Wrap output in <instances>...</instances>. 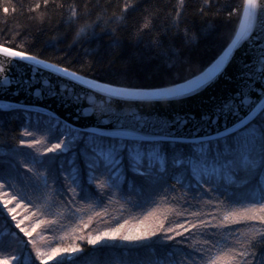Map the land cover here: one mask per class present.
Instances as JSON below:
<instances>
[{
    "label": "snow or ice",
    "instance_id": "6c2138e0",
    "mask_svg": "<svg viewBox=\"0 0 264 264\" xmlns=\"http://www.w3.org/2000/svg\"><path fill=\"white\" fill-rule=\"evenodd\" d=\"M203 3L212 7V0ZM50 4L53 9L64 7L57 0H42L28 11L48 9ZM68 8L70 18L78 16L75 4ZM174 8L171 22L179 28L185 0H176ZM16 10L7 3L0 8L5 15ZM130 11H136L135 3L124 0L117 19L126 20ZM242 11L243 22L235 39L226 42L199 73L181 77L183 58L177 56L168 62L172 77L163 85H124L90 78L31 50H13L0 43V96L15 84L14 95L34 90L37 97H64L68 92L79 102L107 93L106 102L115 100L118 105L106 109L99 121L114 125L113 130H106L77 127L36 105L0 100V115H22L25 120L9 158L0 159V214L15 221L14 228L0 232V253L7 252L2 264H36L37 260L47 264L58 256L61 259L56 264H62L68 255L74 257L75 264L85 253L81 244L49 245L47 250L41 247L45 232L55 238L57 229L64 227L50 210L62 206L68 213L63 219L72 221L81 212V202H95L106 211L104 201H123L122 208L125 204L156 206L131 228L125 220L96 234L75 237L91 246L126 242L132 257L128 264H264V0H243ZM150 15L143 18L142 29L151 30ZM88 27L82 26L77 35ZM184 36L187 45H196L200 39L188 29ZM245 46L250 49L249 59L242 60L237 53ZM20 62L31 67L32 75L27 79L9 75L11 67ZM230 69L237 70L235 91L211 111L201 113L192 130L186 126L195 117L168 120L119 107L128 103H182L230 78ZM45 71L87 88V92L72 93L67 84L58 88L47 76L41 87L37 76ZM213 126L214 131H209ZM45 142L39 151L37 146ZM165 202L168 212L174 213L172 218L158 216L159 205ZM17 207L28 214L18 219ZM105 211L95 215L102 216ZM80 224L83 228L74 232L82 233L88 227L82 219ZM154 237L175 243L165 245L155 258L143 255V248L154 251Z\"/></svg>",
    "mask_w": 264,
    "mask_h": 264
},
{
    "label": "trees",
    "instance_id": "16d2710c",
    "mask_svg": "<svg viewBox=\"0 0 264 264\" xmlns=\"http://www.w3.org/2000/svg\"><path fill=\"white\" fill-rule=\"evenodd\" d=\"M36 2L42 3V0H0V8L7 3L15 5L17 9L15 13L7 15L0 11V43L13 50H31L32 54L70 67L87 77L120 81L124 85L165 84L172 77L168 62L177 56L183 58V63L179 65L181 77L199 73L201 67L226 42L230 43L234 39L243 15V0H212L211 8L206 7L203 0H185L183 23L176 28L171 22L176 0H128L129 3H135L136 11H130L123 21L117 17L122 15L124 0H57L58 4L64 5L63 8L53 9L50 4L48 9L29 12V7ZM70 4L76 5L78 16L75 18L69 16ZM201 8L204 9L203 12ZM237 8L241 10L235 11ZM229 11L232 12L231 16L228 15ZM149 13L151 30L142 29L143 18ZM85 24L90 27L77 35ZM185 29L200 36L198 44L185 43ZM23 123L25 120L22 115H12L11 118L0 115V124L3 125L0 127V159L9 158L10 148L17 143ZM45 146L46 142L38 145L37 149L42 151ZM122 203L123 201H113L108 204L104 201L105 211L95 202H81V212L72 221L63 219L68 213L62 206L51 209L52 215L64 227L57 229L55 238L51 233L45 232L41 247L47 250L49 245L68 247L79 243L85 248V253L75 264H128L132 257L125 247L126 242L107 241L91 246L75 238L80 234H96L118 226L125 220L129 222L127 227L131 228L156 207L151 204L144 207L125 204L122 208ZM168 208V203H161L158 216L167 214L172 218L174 213L168 212ZM44 211L48 212L49 209L45 206ZM96 211H105V214L96 216ZM27 214L28 210L16 208L18 219ZM81 219L88 223V227L82 233L79 230L74 232V229L83 228ZM28 223L25 220V224ZM14 227L15 221H11L10 216L6 218V215L0 214V232L6 233ZM24 239L27 240V237ZM153 240L156 241L152 245L154 251L143 248V255L155 258L162 253L165 245L175 243L160 242L155 237ZM32 254L35 255L34 252ZM6 257L7 252L0 253V264ZM60 259L59 256L54 257L47 264H56ZM9 264L12 262L9 261ZM36 264H40V261L37 260ZM62 264H74V257L66 256Z\"/></svg>",
    "mask_w": 264,
    "mask_h": 264
},
{
    "label": "water",
    "instance_id": "95a60500",
    "mask_svg": "<svg viewBox=\"0 0 264 264\" xmlns=\"http://www.w3.org/2000/svg\"><path fill=\"white\" fill-rule=\"evenodd\" d=\"M242 22L243 15L239 29ZM239 29L236 35L238 34ZM241 42H243V38ZM249 52L250 49L245 46L240 49L237 55L240 56L242 60H247L249 59V55L247 54ZM0 59H2V57H0ZM9 75L13 78L23 75V77L27 79L32 75L31 67L23 62L14 64L10 69ZM46 76L49 77L50 82L53 85L58 86V88L63 84H67L68 88L72 90V93H79L80 95H83L87 92V88H82L72 81L58 78L55 74H50L47 71H45L43 75L37 76V79L41 81V87H43L42 81ZM229 76L230 78L220 80L216 85L208 88L206 91H203L199 96L192 97L179 104H169L167 102L163 104L146 102L143 104H120L119 107H122L126 111H138L141 114L148 115L150 117H159L168 120L185 118L192 120V118L195 117L196 119L192 120V123L186 126V130H192L194 125L199 120L201 113L211 111L214 105L219 104L226 96L235 91L237 85V70L230 69ZM15 88V84L9 86V91L0 96V100H11L28 105H36L42 109H47L56 113L59 118L67 120L77 127H102L106 130L114 129V125L112 124L101 125L99 123V121L105 117L106 109L118 106L115 100H113L112 103L106 102L109 98L107 93L97 94L92 101L85 98L77 102L73 99L72 94L68 92H65L64 97H52L47 96L46 94H42V97H37L34 95V90H29L28 92L21 91L19 95H14L13 93L15 92ZM89 110L92 111L91 115L87 114ZM222 125L223 121H221V126ZM214 129L215 126L210 128L209 131H214Z\"/></svg>",
    "mask_w": 264,
    "mask_h": 264
}]
</instances>
